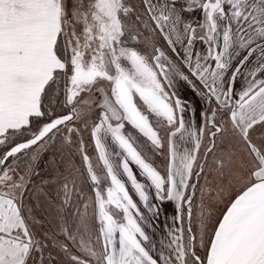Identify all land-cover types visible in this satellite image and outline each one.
<instances>
[{"label": "snow or ice", "instance_id": "obj_1", "mask_svg": "<svg viewBox=\"0 0 264 264\" xmlns=\"http://www.w3.org/2000/svg\"><path fill=\"white\" fill-rule=\"evenodd\" d=\"M0 264H264V0H0Z\"/></svg>", "mask_w": 264, "mask_h": 264}]
</instances>
